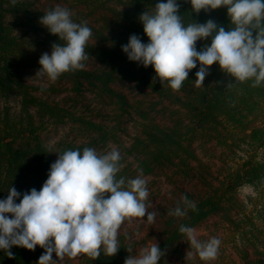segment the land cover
I'll list each match as a JSON object with an SVG mask.
<instances>
[{"label":"trees","instance_id":"1","mask_svg":"<svg viewBox=\"0 0 264 264\" xmlns=\"http://www.w3.org/2000/svg\"><path fill=\"white\" fill-rule=\"evenodd\" d=\"M118 1L71 0L76 7L71 12L73 21L87 22L92 30L85 46L88 59L82 62L83 69L64 72L44 88L28 84L24 74L29 68L41 67L38 63L44 53L41 48L65 43L39 23V18L55 6L37 9L23 0H17L15 6L10 0H0V199L7 197L10 187L21 193L32 188L39 191L57 153L99 148L110 139H117L113 132L117 126L93 121L84 112H73L43 94L57 91V85H67L74 97L89 91L98 101L114 106L116 125L128 109L136 115L140 130L128 146L121 147L122 167L117 178L124 177L127 181L141 169L144 176L167 166L181 178L193 176L205 184L199 190L182 192L183 197L195 203L196 210L186 208V215H170L164 221L157 244L165 255L157 264H163L168 254L176 253V244L183 236L179 231L181 225L193 226L211 214H219L231 225L228 236L235 241L241 264H264V82L259 86H254L252 79L235 82L214 62L208 66L209 75L203 85H197L195 73L200 66L197 62L182 87L172 89L168 81L160 82L151 65L144 67L130 61L121 50L131 34H138L142 42H148L138 17L166 0H125V8L111 4ZM177 3L185 25L212 19L226 31L234 27L226 6L197 13L189 0ZM66 8L71 10L72 6ZM91 15L94 20H88ZM210 43L211 37L198 40L196 48L199 51ZM229 82L234 83L226 87ZM127 84L145 97L131 101L116 87ZM8 102L13 103V110ZM49 122H71L84 138L60 139L52 146L43 134ZM210 142L219 146L223 155L215 184L196 153L197 145ZM126 156L133 161L123 164ZM243 184L253 186L258 199L250 214L237 195V188ZM181 206L184 207L182 203ZM117 239L120 248L115 255L107 256L102 248L98 258L82 254L76 264H124L129 246L122 236ZM10 251L14 254L12 258L0 249V264H37L44 253L39 245L34 251L13 245Z\"/></svg>","mask_w":264,"mask_h":264},{"label":"clouds","instance_id":"2","mask_svg":"<svg viewBox=\"0 0 264 264\" xmlns=\"http://www.w3.org/2000/svg\"><path fill=\"white\" fill-rule=\"evenodd\" d=\"M10 2L15 6L17 0ZM189 2L197 13L226 6L234 27L226 31L212 19L185 25L177 0L158 2L153 11L145 10L138 17L148 42H142L138 34H131L128 42L121 45L128 60L144 67L151 65L160 82L168 81L174 90L182 87L197 62L200 65L195 73L197 85H203L209 75L208 66L214 62L235 82L252 79L254 86L264 82V0ZM39 23L65 43H53L50 54H41L38 60L41 67L35 77L46 76L54 82L64 72L83 69L82 62L88 59L85 46L92 36L87 22H74L71 11L57 5L46 11ZM208 37H211L210 45L198 51L196 42ZM121 159L117 148L102 155L88 147L82 151L65 150L57 153L39 191L32 188L21 193L14 187L8 188L7 197L0 199V249L12 258L13 245L33 251L39 245L44 253L37 264H57L53 253L58 260L79 254L96 259L102 248L107 256L115 255L120 248L118 230L126 218H142L147 213L151 223L157 215L145 203L149 192L142 169L127 181L124 177L117 178ZM181 203L171 215L181 217L186 215V208L196 210L195 203L187 196L182 197ZM179 231L185 234L201 260L217 258L220 239L201 241L195 230L185 225ZM164 255L165 251L154 243L139 256L127 257L124 264H157Z\"/></svg>","mask_w":264,"mask_h":264},{"label":"rangeland","instance_id":"3","mask_svg":"<svg viewBox=\"0 0 264 264\" xmlns=\"http://www.w3.org/2000/svg\"><path fill=\"white\" fill-rule=\"evenodd\" d=\"M23 1L37 9H43L50 5H59L63 7L72 6L71 12L76 10V7L71 4V0ZM111 4L116 5L118 8L126 7L125 0H119L117 3L113 2ZM94 17V15L88 16V20H94ZM40 50L44 53H51V48H41ZM37 70L38 68L27 69L24 74L26 82L34 86L49 87L51 81H49L46 76L43 78L35 77ZM116 87L119 88V91H124V93L131 98V101L135 99L139 100V98L143 96L137 89L131 87V84L121 87L116 85ZM56 88L58 89L57 91H47L43 93L44 96H47L48 100L58 102L60 105L68 107L73 112H77L78 114L84 112L85 115L93 121L101 124L103 123L109 127L117 126L113 128V132L116 134L114 138L117 139H115V141L110 139L107 143L103 144V146L94 148L98 154H105L112 148H117L119 152L122 151V145L128 146L133 136L140 130L136 115L129 113L131 109H128L123 118H120V124L116 125L115 113L117 112L113 109L114 106L103 104V102L98 101L89 91H84L79 96L74 97L68 90L67 85H57ZM8 103L7 104L10 105V110H13V103ZM155 115L156 117L160 116L159 114ZM74 126L75 125L71 122L56 124L49 122L43 132L44 139L52 146L60 139L82 140L84 138L83 134L77 131ZM196 153L204 164L203 168L209 174L208 178L215 184L217 182L216 175L221 169L220 160L223 157V155H220L221 148L219 146H214V144L210 142L205 144V146L197 145ZM129 161H133L132 157L126 156L123 164ZM132 168H135L134 165ZM143 178L147 181V189L149 192L148 199L145 203L148 205V210L156 211L157 215L155 221L151 223L147 220V213L142 218H126L122 223L118 230V236H122L124 242L129 246V256H139L143 249L149 248L152 244L159 242L164 228V221L171 215L170 212L177 207L178 203L182 201V192H193L194 190L205 187V184H201L195 177L190 176L181 178L178 174L169 170L167 166L158 167L153 173L144 175ZM237 195L239 200L244 204L245 211L250 214L254 204L258 200L253 186L248 184L239 186L237 188ZM230 226L231 225L224 221L219 214H211L204 220L190 226L195 230L197 238L201 241H207L212 237L221 240L218 255L215 260H201L196 250L192 248L187 241L185 234H183L176 244V253L168 254L163 264H241L238 251L234 247L235 241L228 236L231 231ZM236 243L238 244L237 238ZM81 257L82 254L76 257L65 256L60 260H58L56 255L52 258L53 260H57V264H76Z\"/></svg>","mask_w":264,"mask_h":264}]
</instances>
